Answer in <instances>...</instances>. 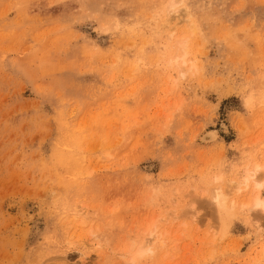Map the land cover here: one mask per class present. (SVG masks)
<instances>
[{
  "label": "rangeland",
  "instance_id": "rangeland-1",
  "mask_svg": "<svg viewBox=\"0 0 264 264\" xmlns=\"http://www.w3.org/2000/svg\"><path fill=\"white\" fill-rule=\"evenodd\" d=\"M257 194L264 0H0V264H264Z\"/></svg>",
  "mask_w": 264,
  "mask_h": 264
},
{
  "label": "bare ground",
  "instance_id": "bare-ground-1",
  "mask_svg": "<svg viewBox=\"0 0 264 264\" xmlns=\"http://www.w3.org/2000/svg\"><path fill=\"white\" fill-rule=\"evenodd\" d=\"M176 4H177L176 2H173V3L171 4L170 7H175ZM179 11H182V10H178V12H179ZM183 57H184V58H183L181 61H182V63H185V61H186L185 55H184ZM175 60H176V59H175ZM178 60H179V59H178ZM176 61H177V60H176ZM193 66H194V65H193ZM227 129H228V128H226V130H227ZM216 138H217V133H216L215 131H208L207 133H205V134L203 135V141H206V142L214 141ZM259 168H260V166H256L255 172L258 171ZM251 173H252V171L249 172V174L247 175V177H245V180H244V181L236 183L235 188H234V186L232 185V186L228 187L227 189H222L223 191H221V190H217V189L214 190L215 193H213V194H212L213 196H211V197H212V200L214 201V204H215V206L217 207V209H218L219 212H221V213L225 212V214H226V213H227V214L230 213L231 208H233V207L235 206V204H234V202H232L231 207H230V203H229V205H227V204H228V197L231 195V193H233L234 190H235V192H241V191H242L241 185H242L244 182H245V185H246V186L249 185L250 181L252 180V178H253V176H254V174H251ZM233 184L235 185V183H233ZM230 185H231V183H230ZM229 189H230V192L232 191L231 193L228 192ZM224 192H227V193H228V196H227V194L224 193ZM229 194H230V195H229ZM238 199H240V198L238 197ZM230 202H231V201H230ZM251 204H252V205H251ZM262 205H264V200L260 198L259 194H257V196H256V198H255L254 200H252L251 202L247 203V207H248L250 210H252V209H253V210L256 209V210L263 211V210H264V207H262ZM217 209H215V210H217ZM217 213H218V212H217ZM222 215H223V214H222ZM223 216H225V215H223ZM142 252H143V250H140V251L138 252V254L142 255Z\"/></svg>",
  "mask_w": 264,
  "mask_h": 264
},
{
  "label": "snow or ice",
  "instance_id": "snow-or-ice-1",
  "mask_svg": "<svg viewBox=\"0 0 264 264\" xmlns=\"http://www.w3.org/2000/svg\"><path fill=\"white\" fill-rule=\"evenodd\" d=\"M262 207H264V205H262Z\"/></svg>",
  "mask_w": 264,
  "mask_h": 264
}]
</instances>
